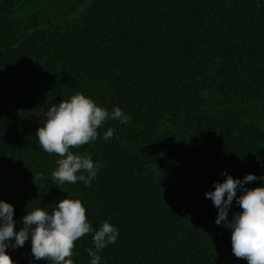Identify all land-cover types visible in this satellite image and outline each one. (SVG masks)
Wrapping results in <instances>:
<instances>
[{
  "label": "trees",
  "instance_id": "obj_1",
  "mask_svg": "<svg viewBox=\"0 0 264 264\" xmlns=\"http://www.w3.org/2000/svg\"><path fill=\"white\" fill-rule=\"evenodd\" d=\"M77 92L131 117L74 149L104 165L90 187L54 183L35 135ZM224 172L264 176V0H0V201L17 232L27 211L80 199L94 229L119 231L101 264H247L205 195ZM89 248L91 234L74 264ZM8 254L48 264L31 238Z\"/></svg>",
  "mask_w": 264,
  "mask_h": 264
},
{
  "label": "clouds",
  "instance_id": "obj_2",
  "mask_svg": "<svg viewBox=\"0 0 264 264\" xmlns=\"http://www.w3.org/2000/svg\"><path fill=\"white\" fill-rule=\"evenodd\" d=\"M46 117V122L35 135L40 148L58 157L57 167L51 173L53 182L59 185L82 182L85 187L91 186L104 165L94 162L91 154H78L74 149L96 141L100 135L99 129L108 121L118 120L128 124L131 120L119 107L109 112L93 98L79 92L52 105ZM113 136L114 130L108 128L103 139L108 141ZM41 175L35 176L34 181L40 179ZM222 175L227 177L226 180L216 182L215 190L205 194L218 209L215 222L231 230L232 252L237 259L245 260L247 264H264V187H245L257 180H264V176L248 174L240 180L227 172ZM238 192L243 194L237 197ZM234 200L242 211L229 220V210ZM14 212L13 205L0 201V264H15L8 249L22 248L29 238L35 260L47 261L48 264H74L77 242L89 234L93 243V248L86 249L91 257L90 264H101L100 253L115 244L119 236L118 229L107 221L102 223L99 230L94 229L80 199H62L52 211L47 207L27 211L23 217V227L18 232ZM13 240L15 243H12Z\"/></svg>",
  "mask_w": 264,
  "mask_h": 264
}]
</instances>
